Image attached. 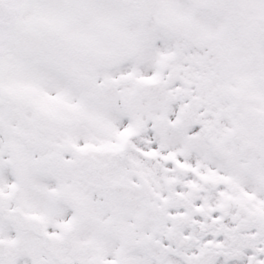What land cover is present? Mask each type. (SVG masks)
Returning a JSON list of instances; mask_svg holds the SVG:
<instances>
[{"label":"snow or ice","instance_id":"6c2138e0","mask_svg":"<svg viewBox=\"0 0 264 264\" xmlns=\"http://www.w3.org/2000/svg\"><path fill=\"white\" fill-rule=\"evenodd\" d=\"M0 264H264V0H0Z\"/></svg>","mask_w":264,"mask_h":264}]
</instances>
